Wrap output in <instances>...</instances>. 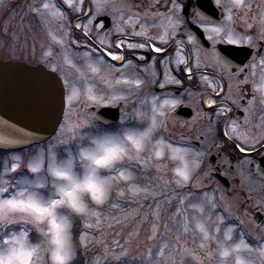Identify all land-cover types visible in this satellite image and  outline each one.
Instances as JSON below:
<instances>
[{"label": "snow or ice", "instance_id": "snow-or-ice-1", "mask_svg": "<svg viewBox=\"0 0 264 264\" xmlns=\"http://www.w3.org/2000/svg\"><path fill=\"white\" fill-rule=\"evenodd\" d=\"M95 10L106 6V0H92ZM171 5L164 13L157 14L159 19L157 27L161 31L155 36H148L147 32H133L134 35L145 36L144 42L132 43L127 40H116V46L127 47L128 49L149 48L154 53H162L164 47L157 46L151 41H160L166 44L169 41L176 47V51L187 50L193 60L184 58L177 61L178 71L186 73V79L191 81L201 67L200 54L202 49L201 36H206L211 44V56L213 64L219 63L222 68L229 67V61L217 51V43L223 42L232 45L251 44L253 37L247 34H236L230 23L233 17L232 7H248L244 0H229L228 5H223L222 0H214L217 8H222L227 12L221 21H216L212 17L204 15L194 6L192 12L195 16L190 20L192 12L185 14L187 8L186 0H169ZM5 0H0V6H4ZM64 5L73 12L83 15L84 0H37L30 4L29 11L39 18L42 27L51 28L53 21L62 30V35H53L52 40L58 41L67 47L83 45L87 51L83 53L84 63L88 65L93 76L87 79L100 78L102 83L109 89L112 84L110 77L102 76V65L105 62V53L112 64L119 58L122 63L120 68L133 65V61L126 56L109 50L105 46L106 41H100L101 47L93 53V45L88 39L93 29L103 30V23L98 21L96 11H92L83 23L77 17L75 28L80 30L77 38H73L70 33L73 29L67 19ZM131 19V17L129 18ZM260 19V39H264V7L261 8ZM189 24L195 25L194 28L188 27ZM91 25V27H89ZM249 28L251 24L247 25ZM118 32H124L123 27L116 26ZM55 31V29H52ZM66 38V39H65ZM79 51V48L76 49ZM51 50L44 53V60L49 63L53 71L58 69V65L49 60ZM93 56L95 59L93 60ZM143 59V57H141ZM165 59H168L165 56ZM63 60L83 75L82 70L70 59L67 54ZM163 63V61H161ZM183 63L185 66L179 68ZM264 66V56L259 61ZM195 65V68L193 67ZM116 67L115 65H112ZM208 65H205L207 68ZM237 67V77L245 73V68ZM255 67V65H252ZM64 93L62 99L66 105H70L76 100V93L70 91L72 83L62 74ZM121 80L135 85L136 89L142 88L144 81L140 78L130 80L128 76L121 75L116 77L114 82ZM201 80L205 84H211V78L207 74L201 73ZM264 80V77H262ZM166 81L176 85H182L183 80L174 76H167ZM166 81H159L161 89L165 88ZM247 80L237 79L238 84H245ZM157 83V81H153ZM258 90L262 100H264V82L253 85ZM213 91L216 86L212 85ZM160 99L154 92H146L139 99L138 106L132 112H122L116 130L111 131L98 122V118L93 114L91 117H78L77 123L69 121L68 112H64L65 121H57L59 128H54L55 136L49 138L47 144L40 142V146L34 149V154L30 155L26 162H22L19 154H12L10 166L7 158L3 159V167L0 168V264H74L73 258L76 256V241L73 240V220L79 216L86 222V227H92L87 223L89 217H97V226L100 224V213L96 210L97 206L109 202V197L115 192L117 197L123 196L125 187L133 194L138 192H148V187L140 188L139 185L129 183L133 179V174L126 169L136 165L143 167L153 163V157L160 158L155 161L157 171H166L167 164L161 160H179L180 164L171 171L175 173L173 180L175 185L181 189L186 188L193 182V176L201 167L203 152L195 151L191 147H181L176 143L169 142L164 133L167 130L169 112L178 104L182 103L180 98ZM85 103L100 106H127L129 96L123 93L98 89L95 93L91 89L85 94ZM209 104H216V100H209ZM251 103V102H250ZM247 111V108L245 109ZM220 113L218 112V115ZM85 126L87 128L85 129ZM95 127L93 132L91 129ZM236 125H233L235 130ZM79 130V131H78ZM71 132L69 139H63L67 132ZM225 136L231 140L233 137L228 131ZM236 138L243 143H235L234 147L241 152L254 151L248 143L247 135L236 132ZM183 141V137L180 138ZM0 142L19 143V140L10 137L0 136ZM76 147L73 148L72 144ZM259 144V141H252ZM87 145V146H85ZM58 146H63L58 147ZM167 150V152L165 151ZM19 169V171H17ZM26 169V171H25ZM11 175V178L6 177ZM164 180L166 188L171 181L165 180L163 176L158 177ZM156 195V192L152 193ZM178 200L176 214L182 217L181 224L183 232L187 233L191 228L199 230L201 241L199 247L207 249L203 256L187 247L184 252L192 255L200 261V264H228L223 258H228L230 253H234L232 264H252L241 258V251H259L264 257V244L258 249L249 244L243 232L234 234L236 225L228 223L226 227L223 215L216 217L217 223L210 230L205 226V222L211 218V210L216 207L212 197L204 193V199L199 202H192V192H187L180 196L173 194ZM169 200L171 197L168 198ZM205 204L210 205V209L205 215ZM112 207H116L115 204ZM159 207V204H157ZM31 226V227H29ZM11 227L15 230L9 232L4 229ZM155 229V225H153ZM155 234V232L153 233ZM32 240L37 242L33 243ZM236 240L237 242L233 243ZM210 242H214L216 247H212ZM88 241L84 232L79 235V245L88 250ZM107 250L108 246L102 244ZM111 247L121 249V246L113 241ZM126 249L116 251L106 256L107 260L119 262ZM146 264H154L153 261H146Z\"/></svg>", "mask_w": 264, "mask_h": 264}, {"label": "flooded vegetation", "instance_id": "flooded-vegetation-1", "mask_svg": "<svg viewBox=\"0 0 264 264\" xmlns=\"http://www.w3.org/2000/svg\"><path fill=\"white\" fill-rule=\"evenodd\" d=\"M34 2L37 0H5L4 6H0L2 38L0 47L5 50L0 54V59L11 60L7 59V54L12 50L11 44L17 42L15 44L17 47L28 51L36 60L35 65L41 64L53 71V68L49 67L50 64L44 60V53L50 49L49 60L57 65H63L54 72L58 74L62 84V74L72 83L70 91L76 93V100L72 104H81L80 107L86 104L85 94L89 89L93 93L98 89H104L126 94L129 96L127 104H138L146 92H154L160 99L166 98L165 94H168L169 99L180 98L182 103L171 109L168 114L166 132L168 136L180 141L183 137L181 147H191L204 154L193 182L181 189V196L192 192L193 197L189 199L193 198L199 202L204 199V193H207L214 199L217 209L225 217V225L228 223L236 225L234 234L243 232L246 241L255 249L264 244V100L253 87L254 84L264 82L262 80L264 66L259 63L260 58L264 56V39L259 38L261 27L259 15L261 8L264 7V0H244V4L249 6L232 7V20L224 21L231 24L236 34L253 37L251 44L217 43V51L229 61V67L222 68L219 63L213 64L211 44L206 36H201L202 49L208 51H201V67L191 81L186 79V73L178 71L177 61L184 58L191 61L194 57L184 49L177 52L171 41L163 45L160 41H151L157 46L164 47L165 51L162 53H154L147 47L143 49L118 47L115 43L118 39L132 43L144 42L146 37L134 35V31H145L148 36L157 35L161 31L155 26L159 19L157 14L164 13L171 7L169 0H106V6L99 10L94 9L92 0H84L83 15L69 10L67 5H64L67 19L73 29L70 33L73 38L80 34V30L75 28L77 17L87 24L85 17L96 11L99 18L96 23L102 22L104 27L103 30L93 29L89 34L88 39L93 45V53L99 54L96 50L101 47L100 41L103 40L110 42L105 45L109 50L117 51L133 61V65L120 68L122 61L119 58L109 64L107 61L111 58L104 54L102 76L110 77L111 89L103 84L100 78L87 79L88 76L95 74H92L88 65L84 63L83 53L87 51L86 46L67 47L52 40L53 35L61 36L62 30L55 21L52 22L50 29L42 27L39 18L29 11L28 6ZM186 3V15L192 12L194 6L216 21H221L223 16L227 15L222 8L215 6L214 0H186ZM228 3L229 0H222L223 5ZM195 14L192 12L189 19L191 20ZM249 24L252 25L251 28L247 26ZM117 25L123 27L124 32H118ZM188 27L194 28L195 25L189 24ZM11 52L16 53L14 50ZM65 53L78 65L83 75L78 74L75 68L63 60ZM165 56L168 59H165ZM205 65L208 67L205 68ZM184 66L181 63L179 68ZM236 66L245 68V73L237 77ZM193 67L195 68V65ZM201 73L209 75L211 84L202 82ZM122 74L128 76L130 80L142 79L144 81L142 88L137 90L135 85L123 80L115 83V78ZM166 74L182 79L183 84L167 82ZM237 79H246L247 82L241 85L237 83ZM159 81H166L165 88L161 89ZM212 85L216 86L215 91ZM209 100H216V104H209ZM91 108L95 110L90 111ZM101 108H118L119 115L124 111V106L91 105L87 107V112L93 115ZM233 125H236L235 130ZM226 131L233 139L225 136ZM236 132L247 135L248 143L252 145L254 151L241 152L234 147L235 143H243L236 138ZM253 140L259 141V144H253ZM208 209L209 205L205 204V210ZM244 251L246 260H251L252 264H264V257H261L259 251Z\"/></svg>", "mask_w": 264, "mask_h": 264}, {"label": "rangeland", "instance_id": "rangeland-1", "mask_svg": "<svg viewBox=\"0 0 264 264\" xmlns=\"http://www.w3.org/2000/svg\"><path fill=\"white\" fill-rule=\"evenodd\" d=\"M1 42L2 38H0V44ZM15 44L14 42L13 45L11 44V51L14 50L16 53L10 51L7 54V59L34 64L36 60L30 56V53L23 48L17 47ZM4 51L1 46L0 54ZM62 66V64L58 65V68L60 69ZM49 67L51 66L49 65ZM80 105H66L65 111L68 112L67 119L72 123H77L78 117L92 116L87 112V107L95 104H82V107ZM137 106L138 104H127L123 112L127 111L130 113ZM63 121H65V116L62 119ZM117 125L118 123L114 127L105 129L114 131ZM86 128L87 126H85ZM91 130L94 132L95 127ZM164 135L168 138L169 142L181 146V141L169 137L167 132ZM71 136L72 133L69 131L63 139H69ZM38 147L37 145L22 152L0 153V168L3 167L4 161L2 158H7L9 166L12 162V154H19L22 162H26L28 157L34 154V149ZM58 147L62 148L63 146ZM72 147H76L75 143L72 144ZM165 151L167 152V150ZM158 159L160 158L153 157V163L147 167L136 165L133 162V167L126 169V171H130L133 174V179L129 183L139 185L140 188L148 187L149 191L147 193L141 191L133 194L127 187H125L123 196L117 197L115 192H113L109 197V202L96 208L100 213L99 226H97V217L95 216L89 217L87 220V223L92 225V227H86L85 220L79 216L74 219L79 222L78 244L81 232H84L85 238L90 241L87 251L84 250L83 246H80L85 264H146V261L149 260L153 261L154 264H200L199 260L184 252L185 247L199 253L201 256L207 251V249L202 250L199 247L201 241L199 230L193 227L189 232L184 233L181 224L182 217L179 214L174 216L178 200L173 194L181 196V188L175 185V181L173 180L175 173L171 170L178 166L180 161L171 159L161 160V163L167 164V170L158 172L155 167V161ZM11 175L9 174L6 178L10 179ZM159 176H163L165 180L171 181V183L165 188L164 180H159ZM153 192L157 194L153 195ZM169 197H171L170 200L168 199ZM113 204L116 207H112ZM157 204H159V207H157ZM215 210L211 212V218L205 222V226L210 230L217 223L216 217L220 216V213L215 212ZM153 225H155V229ZM226 226L225 224L223 225V227ZM13 230L15 229L11 227L4 229V231L9 232ZM154 232L155 234H153ZM113 241H116L121 246V249L111 247ZM32 242L35 243L37 241L32 240ZM235 242L237 241L234 240L233 243ZM210 243L212 247H216L214 242ZM102 244L108 246L107 250ZM123 249H126V254L122 256L119 262L106 259V256L111 253ZM234 255V253H230L228 258L223 259H226L228 264H232ZM240 255L246 262L251 261L249 259L246 260L244 250L241 251ZM205 264H207L206 260Z\"/></svg>", "mask_w": 264, "mask_h": 264}, {"label": "water", "instance_id": "water-1", "mask_svg": "<svg viewBox=\"0 0 264 264\" xmlns=\"http://www.w3.org/2000/svg\"><path fill=\"white\" fill-rule=\"evenodd\" d=\"M60 78L42 65L0 60V136L19 143L0 142V150H18L49 139L61 121L64 101ZM102 123L114 122L117 109L96 113Z\"/></svg>", "mask_w": 264, "mask_h": 264}, {"label": "trees", "instance_id": "trees-1", "mask_svg": "<svg viewBox=\"0 0 264 264\" xmlns=\"http://www.w3.org/2000/svg\"><path fill=\"white\" fill-rule=\"evenodd\" d=\"M78 223L79 222L77 220L73 221L72 232H73V240L76 241V253H77L76 256L73 258V260H74V264H85L83 258L84 256L81 252V247L78 244V239H77V235L79 233Z\"/></svg>", "mask_w": 264, "mask_h": 264}, {"label": "clouds", "instance_id": "clouds-1", "mask_svg": "<svg viewBox=\"0 0 264 264\" xmlns=\"http://www.w3.org/2000/svg\"><path fill=\"white\" fill-rule=\"evenodd\" d=\"M85 146H87V145H85Z\"/></svg>", "mask_w": 264, "mask_h": 264}]
</instances>
